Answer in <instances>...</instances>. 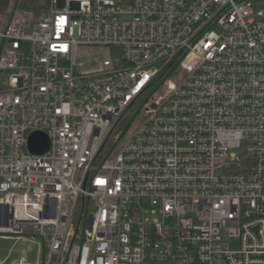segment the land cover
I'll return each instance as SVG.
<instances>
[{
  "label": "built area",
  "instance_id": "2783aa9c",
  "mask_svg": "<svg viewBox=\"0 0 264 264\" xmlns=\"http://www.w3.org/2000/svg\"><path fill=\"white\" fill-rule=\"evenodd\" d=\"M20 4L0 15V236L39 255L0 264H264V0Z\"/></svg>",
  "mask_w": 264,
  "mask_h": 264
},
{
  "label": "rangeland",
  "instance_id": "374dc122",
  "mask_svg": "<svg viewBox=\"0 0 264 264\" xmlns=\"http://www.w3.org/2000/svg\"><path fill=\"white\" fill-rule=\"evenodd\" d=\"M21 1V0H19ZM63 2V0H61ZM18 3H14L10 5L8 10L0 11V15L2 18H5L6 14L9 13V11ZM77 4H73L72 7L75 9L77 8ZM50 7V4H49ZM49 11V10H48ZM31 43L30 42H24L23 43V49L28 54L31 49ZM107 55V49H102L99 52H94L91 49H88V53L86 54V59L88 61H92L95 59L98 60H104L108 58ZM62 66H65L67 64L62 63ZM9 74H3L0 73V81L5 82L7 79V76ZM142 207L144 211L148 214L150 218H153L152 211L153 208L151 206V203L149 200H143L142 201ZM231 247L234 250L238 249V245L236 242H231ZM38 255H39V246L37 244V241L35 243H32L27 240H17L15 238L7 237V236H0V260H5L6 258H9L10 262L18 261L21 258H25L27 263H36L38 261Z\"/></svg>",
  "mask_w": 264,
  "mask_h": 264
},
{
  "label": "trees",
  "instance_id": "16d2710c",
  "mask_svg": "<svg viewBox=\"0 0 264 264\" xmlns=\"http://www.w3.org/2000/svg\"><path fill=\"white\" fill-rule=\"evenodd\" d=\"M18 3L19 0H0V11L8 10L10 5ZM21 9L33 12L37 19L40 20L48 14L50 0H21ZM138 113V109L131 115L132 117Z\"/></svg>",
  "mask_w": 264,
  "mask_h": 264
},
{
  "label": "water",
  "instance_id": "95a60500",
  "mask_svg": "<svg viewBox=\"0 0 264 264\" xmlns=\"http://www.w3.org/2000/svg\"><path fill=\"white\" fill-rule=\"evenodd\" d=\"M28 149L34 155H43L51 149L50 138L45 133L35 132L29 138Z\"/></svg>",
  "mask_w": 264,
  "mask_h": 264
}]
</instances>
